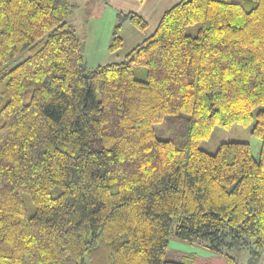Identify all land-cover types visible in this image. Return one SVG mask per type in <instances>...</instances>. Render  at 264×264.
I'll list each match as a JSON object with an SVG mask.
<instances>
[{
    "label": "trees",
    "instance_id": "trees-1",
    "mask_svg": "<svg viewBox=\"0 0 264 264\" xmlns=\"http://www.w3.org/2000/svg\"><path fill=\"white\" fill-rule=\"evenodd\" d=\"M73 11L0 0V264H192L166 259L172 237L218 254L249 247L257 264L264 0H181L122 61L96 67ZM128 21L146 27L119 11L111 51ZM254 119L258 159L249 142L200 147L214 127Z\"/></svg>",
    "mask_w": 264,
    "mask_h": 264
},
{
    "label": "crops",
    "instance_id": "crops-1",
    "mask_svg": "<svg viewBox=\"0 0 264 264\" xmlns=\"http://www.w3.org/2000/svg\"><path fill=\"white\" fill-rule=\"evenodd\" d=\"M181 0H88L85 14L83 42L88 65L96 67L122 61L136 46L150 37L158 28L165 12ZM74 2V0H73ZM80 4L74 3V11L69 17L77 15ZM134 13L140 16L146 27L141 29L132 22H126L120 30L122 45L118 50L109 49L113 28L117 23V13ZM75 26V24H74ZM167 251L172 257L194 259L199 256L189 251V246L171 240ZM195 251V250H194ZM200 252L199 250H196Z\"/></svg>",
    "mask_w": 264,
    "mask_h": 264
},
{
    "label": "rangeland",
    "instance_id": "rangeland-1",
    "mask_svg": "<svg viewBox=\"0 0 264 264\" xmlns=\"http://www.w3.org/2000/svg\"><path fill=\"white\" fill-rule=\"evenodd\" d=\"M78 2L80 4V9L76 12V16L68 17V22L76 28V34L79 38H83L82 31L84 30V22H85V14L87 11V3L88 0H74L73 3ZM92 1V0H91ZM192 33L197 31V27H192L190 29ZM28 55L27 51L22 52L21 54L17 55L11 61H9L8 66L12 67L24 60ZM139 71L143 70L146 71L144 67H139ZM138 77L142 78L141 75L138 73ZM143 77L142 79H144ZM255 124V119L247 125H243L241 123H234L230 127H221L216 126L214 127L212 134L210 137L203 139L200 142V147L211 152L216 153L219 146L223 142L228 141H240V142H249L252 146L253 155L255 158H259L261 154V149L263 146V140L254 136L252 134L253 126ZM156 134L159 138L167 139L171 137V133L169 130L168 122L163 121L156 125ZM29 206V211L32 212L33 208L29 201H27ZM171 240L178 241L181 243L186 244L189 246V251L193 254L199 256L198 258L194 257V259H181L179 257H172L171 251L166 252V259L168 260H176V261H184L192 264H228L227 255L233 256L239 264H250L251 252L249 247H243L241 249H228L224 253H215L212 252L204 247L191 245L187 242L179 240L175 237H172ZM168 250V249H167ZM195 250V251H194ZM199 250L200 252L196 251ZM261 259L257 264H264V247L260 250ZM191 260V261H190Z\"/></svg>",
    "mask_w": 264,
    "mask_h": 264
}]
</instances>
